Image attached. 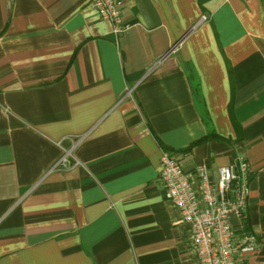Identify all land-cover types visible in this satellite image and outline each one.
Here are the masks:
<instances>
[{
    "label": "crops",
    "instance_id": "1",
    "mask_svg": "<svg viewBox=\"0 0 264 264\" xmlns=\"http://www.w3.org/2000/svg\"><path fill=\"white\" fill-rule=\"evenodd\" d=\"M118 1L0 0V264H196L163 152L245 159L264 264V0Z\"/></svg>",
    "mask_w": 264,
    "mask_h": 264
},
{
    "label": "built area",
    "instance_id": "2",
    "mask_svg": "<svg viewBox=\"0 0 264 264\" xmlns=\"http://www.w3.org/2000/svg\"><path fill=\"white\" fill-rule=\"evenodd\" d=\"M97 16L111 23L115 33L123 27L122 3L118 0H89ZM250 166L243 157L235 165L210 171L205 165L186 175L179 161L167 152L160 159L159 178L164 197L178 212L189 251L196 264H238L239 255L253 253L256 238L236 234L232 219L245 215ZM213 174L217 176L214 182Z\"/></svg>",
    "mask_w": 264,
    "mask_h": 264
},
{
    "label": "trees",
    "instance_id": "3",
    "mask_svg": "<svg viewBox=\"0 0 264 264\" xmlns=\"http://www.w3.org/2000/svg\"><path fill=\"white\" fill-rule=\"evenodd\" d=\"M189 79H191V80H192V76H189Z\"/></svg>",
    "mask_w": 264,
    "mask_h": 264
}]
</instances>
